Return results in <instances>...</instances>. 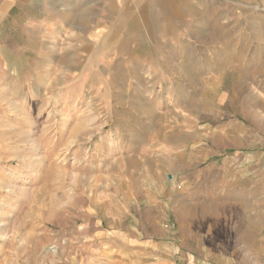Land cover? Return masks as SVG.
Instances as JSON below:
<instances>
[{"label": "rangeland", "instance_id": "obj_1", "mask_svg": "<svg viewBox=\"0 0 264 264\" xmlns=\"http://www.w3.org/2000/svg\"><path fill=\"white\" fill-rule=\"evenodd\" d=\"M133 1L0 19V264H264V0Z\"/></svg>", "mask_w": 264, "mask_h": 264}, {"label": "crops", "instance_id": "obj_2", "mask_svg": "<svg viewBox=\"0 0 264 264\" xmlns=\"http://www.w3.org/2000/svg\"><path fill=\"white\" fill-rule=\"evenodd\" d=\"M38 2L39 0H0V19H6L9 18L12 21H17V19H28L27 16V12H29V10L32 8V6L35 4V2ZM65 1V2H64ZM101 1V0H99ZM119 0H116V2H118ZM144 0H135L133 1L136 6L142 10H147L148 12H150L149 10L151 9L150 5H152V8H154L155 6L164 3L168 0H153L152 3L151 1H146V2H142ZM170 1V0H169ZM182 0H177V2H180ZM81 3V4H86L87 2H89V0H58V5H57V11L61 12L62 11L63 14H68L70 11V8H64L61 9V5L64 6V4L67 5H71V3ZM160 2V3H159ZM62 3V4H61ZM156 9V7H155ZM152 10V9H151ZM55 11V10H54ZM55 11V12H57ZM41 12H43V10H41ZM65 17V16H64ZM151 16H146V18H150ZM156 17V16H155ZM52 31L54 32V34L59 35L60 34V28L56 27L55 25L52 26ZM54 29V30H53Z\"/></svg>", "mask_w": 264, "mask_h": 264}, {"label": "bare ground", "instance_id": "obj_3", "mask_svg": "<svg viewBox=\"0 0 264 264\" xmlns=\"http://www.w3.org/2000/svg\"><path fill=\"white\" fill-rule=\"evenodd\" d=\"M177 4V3H176ZM178 5V4H177ZM163 6V5H162ZM175 9V8H174ZM180 13V12H179ZM135 24V23H134ZM171 25V24H170ZM167 27V26H166Z\"/></svg>", "mask_w": 264, "mask_h": 264}]
</instances>
